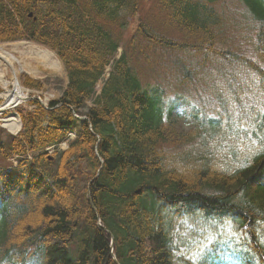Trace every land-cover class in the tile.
Masks as SVG:
<instances>
[{
	"label": "trees",
	"instance_id": "trees-1",
	"mask_svg": "<svg viewBox=\"0 0 264 264\" xmlns=\"http://www.w3.org/2000/svg\"><path fill=\"white\" fill-rule=\"evenodd\" d=\"M17 40L69 82L19 136L0 129V264H264V0H0V42ZM198 97L216 110L182 132Z\"/></svg>",
	"mask_w": 264,
	"mask_h": 264
},
{
	"label": "rangeland",
	"instance_id": "rangeland-1",
	"mask_svg": "<svg viewBox=\"0 0 264 264\" xmlns=\"http://www.w3.org/2000/svg\"><path fill=\"white\" fill-rule=\"evenodd\" d=\"M147 14V11L144 12V15ZM137 23L135 21L132 22L133 28H135ZM35 49H41L43 48L36 46L34 44H17V43H10V44H4L0 45V50L3 52L8 53H14V57L16 58L15 62V68L18 70V76L21 74V72L28 73L31 77H34L38 80H43L46 82V91L44 92V96L46 97V102H48L50 99L59 98L61 95V90L65 88L67 83L66 74L64 73L63 69L61 67H49L46 64H44L43 60L40 59ZM54 60L57 61V59L54 57ZM0 61H4L2 58H0ZM22 68V69H21ZM0 71L5 74V77L9 81H13L14 73L11 67L5 66L4 63H0ZM45 71V73L43 72ZM29 91V90H27ZM31 91V90H30ZM30 95H41L37 93H30ZM49 99V100H48ZM25 104V103H24ZM12 112H15L13 110ZM4 114L5 115H8ZM1 117V116H0ZM186 127H190L189 123H185Z\"/></svg>",
	"mask_w": 264,
	"mask_h": 264
},
{
	"label": "bare ground",
	"instance_id": "bare-ground-1",
	"mask_svg": "<svg viewBox=\"0 0 264 264\" xmlns=\"http://www.w3.org/2000/svg\"><path fill=\"white\" fill-rule=\"evenodd\" d=\"M36 55L43 60V62L49 67H59V62L54 60L53 54L46 50L35 49ZM6 60L11 62L13 61L12 56H5ZM17 71L15 72V75ZM0 83L4 88L12 86L13 89L7 91V93L3 94V98L5 100L4 104L0 106V111H6L14 108L19 103L23 102L27 98L26 92H24L23 88L19 84L17 77L13 80V82H8L5 79V76L0 73ZM4 125L11 130L12 132H17L20 128L19 120L16 116L12 115L6 121H4Z\"/></svg>",
	"mask_w": 264,
	"mask_h": 264
}]
</instances>
